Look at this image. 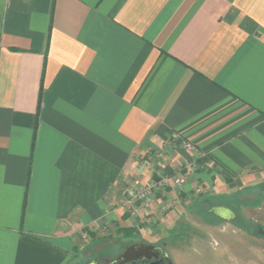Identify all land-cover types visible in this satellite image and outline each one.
Here are the masks:
<instances>
[{
    "label": "crops",
    "instance_id": "crops-1",
    "mask_svg": "<svg viewBox=\"0 0 264 264\" xmlns=\"http://www.w3.org/2000/svg\"><path fill=\"white\" fill-rule=\"evenodd\" d=\"M189 161L160 222L127 210V185ZM189 215L264 234V0H0V264Z\"/></svg>",
    "mask_w": 264,
    "mask_h": 264
},
{
    "label": "rangeland",
    "instance_id": "rangeland-1",
    "mask_svg": "<svg viewBox=\"0 0 264 264\" xmlns=\"http://www.w3.org/2000/svg\"><path fill=\"white\" fill-rule=\"evenodd\" d=\"M203 215L209 219L215 217L208 210ZM184 222L192 228L181 229ZM143 227L140 234L126 236L108 231L104 241L82 250L79 260L83 259L78 264H88L94 258H113L132 243L149 241L163 246L174 264H264V234L260 232L254 233L259 237L249 242L237 232H219L217 227L205 224L198 215H189L175 224ZM129 232L127 230L126 234ZM234 237L239 240L235 241Z\"/></svg>",
    "mask_w": 264,
    "mask_h": 264
},
{
    "label": "built area",
    "instance_id": "built-area-1",
    "mask_svg": "<svg viewBox=\"0 0 264 264\" xmlns=\"http://www.w3.org/2000/svg\"><path fill=\"white\" fill-rule=\"evenodd\" d=\"M179 134H174L173 138L178 139ZM172 141H168L165 146H169ZM187 149L195 151V146L188 140H184ZM159 156L163 152L158 153ZM193 162H186L184 168L175 169L170 173H159L157 176L150 178L148 181L135 180L133 184L124 188L126 194L127 210L134 216H141L143 222L147 224H156L161 221V214L167 212L174 207L175 198L163 203L158 212L153 211V205L157 202L160 193L167 190H177L186 184L189 173L194 169ZM197 192H202V188L198 187Z\"/></svg>",
    "mask_w": 264,
    "mask_h": 264
},
{
    "label": "flooded vegetation",
    "instance_id": "flooded-vegetation-1",
    "mask_svg": "<svg viewBox=\"0 0 264 264\" xmlns=\"http://www.w3.org/2000/svg\"><path fill=\"white\" fill-rule=\"evenodd\" d=\"M130 249L132 252H128ZM123 256H125L124 260L119 261ZM170 261L171 258L163 246L141 242L126 246L121 253L113 258H94L88 264H169Z\"/></svg>",
    "mask_w": 264,
    "mask_h": 264
},
{
    "label": "water",
    "instance_id": "water-1",
    "mask_svg": "<svg viewBox=\"0 0 264 264\" xmlns=\"http://www.w3.org/2000/svg\"><path fill=\"white\" fill-rule=\"evenodd\" d=\"M128 252H132V249H130ZM127 252V253H128ZM129 254V253H128ZM126 256V255H125ZM125 256H123V258H121V260H119V261H122V260H124V258H125ZM169 264H174L172 261H170V263Z\"/></svg>",
    "mask_w": 264,
    "mask_h": 264
},
{
    "label": "trees",
    "instance_id": "trees-1",
    "mask_svg": "<svg viewBox=\"0 0 264 264\" xmlns=\"http://www.w3.org/2000/svg\"><path fill=\"white\" fill-rule=\"evenodd\" d=\"M130 234H132V231L131 230H130L129 234H127V235H130Z\"/></svg>",
    "mask_w": 264,
    "mask_h": 264
}]
</instances>
